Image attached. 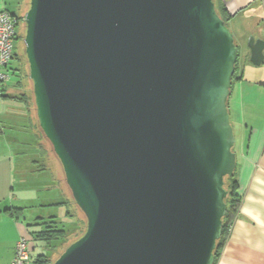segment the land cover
<instances>
[{
  "label": "water",
  "instance_id": "95a60500",
  "mask_svg": "<svg viewBox=\"0 0 264 264\" xmlns=\"http://www.w3.org/2000/svg\"><path fill=\"white\" fill-rule=\"evenodd\" d=\"M36 121L85 231L50 264H215L239 58L215 0H28Z\"/></svg>",
  "mask_w": 264,
  "mask_h": 264
},
{
  "label": "crops",
  "instance_id": "0c3cea01",
  "mask_svg": "<svg viewBox=\"0 0 264 264\" xmlns=\"http://www.w3.org/2000/svg\"><path fill=\"white\" fill-rule=\"evenodd\" d=\"M18 1L0 0V8L6 7L15 13L10 7ZM220 3L230 16L228 23L239 47L237 75L234 77L229 97V111L238 141L237 173L242 200L238 216L216 264H264V107L254 105L255 101L252 98L256 91L264 96V69L261 70L264 67V0H220ZM247 65L250 66L249 70H246ZM254 67L258 69L255 70ZM247 71L253 72L256 74L254 76L259 78L258 82H254L255 85L248 83L247 80H257L248 78ZM11 73L21 77L16 68H11ZM235 83L238 84L237 92L234 88ZM17 84L19 85L20 81ZM14 88V83L5 84L0 91L1 138L5 137L6 124L17 119V115L24 118H19L22 123L27 120L31 121V124L34 123L28 105L20 99L13 98L23 93L16 94ZM262 104L264 106V103ZM15 105L19 106L15 109L17 113L10 110L14 109ZM5 115H9V121ZM33 132L36 133L34 129ZM6 149L9 153L12 152L8 145ZM9 153L0 154V264L12 262L16 242L21 236L29 239L33 255L42 249L33 238L30 226L42 216L28 219L25 214L23 215L25 208H28L24 204L25 191L19 196L16 185L18 181L24 185L25 181L24 178H17L13 156ZM66 200L67 196L62 201L48 202V205L60 203L66 205ZM12 207L22 208L18 216L10 215L7 211Z\"/></svg>",
  "mask_w": 264,
  "mask_h": 264
},
{
  "label": "rangeland",
  "instance_id": "374dc122",
  "mask_svg": "<svg viewBox=\"0 0 264 264\" xmlns=\"http://www.w3.org/2000/svg\"><path fill=\"white\" fill-rule=\"evenodd\" d=\"M18 2L10 8L18 15L24 16L28 0H19ZM20 19L21 21L18 26V34L20 37L15 40V52H17V58L13 60L12 66L15 68L21 66L23 74L19 77L15 73H11V78L6 82V84L9 85L10 83H14V92L16 94L23 92L28 95L32 121L34 119V122L36 123V112L32 94V81L28 75V64L24 52L25 43L23 34L25 30V23L23 22V18ZM249 69L250 66L247 65L246 70ZM253 69L257 70L258 68L254 67ZM262 69H264V67H262L261 70ZM246 75L251 80H257H247L248 83H252V85H255L254 82L259 81V78L254 76L256 74L253 72L247 71ZM18 81H20L19 85L17 84ZM234 88L235 92H237V83H235ZM252 98H254L255 101L254 105H258L260 108L264 107L262 104L264 103V96L261 95L260 92L256 91L255 94H252ZM16 108H19V106L15 105V108H10V110H14L13 113H17L15 110ZM5 116H8L6 120L9 121V115ZM19 118L24 119L17 115V119L6 124V132L4 134L5 137H0V154L5 152L9 153L8 149H6V146L8 145L13 152L9 154L13 156L15 170H17V178H24V185L19 183L18 179L16 185L17 194L19 196H21L22 192L25 191L24 204L27 205L28 208H25L26 210H24L23 215L25 214L28 219H35L39 216L46 219L51 214H56L58 217L64 218L63 221L68 229L70 239L66 243L67 245L84 232L86 222L84 215L74 203L71 193L65 183L62 167L56 159L48 141H46L45 138L41 139V136L37 134L36 127L31 124V121L28 122V120H25L26 122L22 123ZM256 120H258V117ZM33 129L36 133L33 132ZM3 142L6 143V146ZM41 143H43L47 152L42 149ZM237 149L238 141L236 139L234 150L237 151ZM66 196V205H48V202H52L54 200L62 201V199L64 200ZM19 204L21 205L22 202ZM65 210L70 211L71 215L65 214L64 216L63 214ZM59 252H56L55 256H57Z\"/></svg>",
  "mask_w": 264,
  "mask_h": 264
},
{
  "label": "trees",
  "instance_id": "16d2710c",
  "mask_svg": "<svg viewBox=\"0 0 264 264\" xmlns=\"http://www.w3.org/2000/svg\"><path fill=\"white\" fill-rule=\"evenodd\" d=\"M215 3H216V8H217L218 13L225 20V22L229 25L228 21L230 19V16L227 14L226 8L220 3V0H215ZM14 14L17 15L19 18H23V15L21 16V15H18L17 13H14ZM13 58L14 59L17 58V52H15V55ZM11 68H15V67H12L11 65L10 70ZM237 68L238 67H236L234 77L237 75ZM16 69L20 72L19 73L20 75L23 74V70L21 66H19ZM234 77H233V80H234ZM13 98L24 101L30 109V100H29L28 95H26L25 93L20 94L19 96H13ZM33 122H34V119H33ZM33 125L36 127L37 134L41 136V139L44 138L41 131L39 130L37 126V121L36 123L34 122ZM41 145H42V149L46 151V148L43 145V143H41ZM225 188L228 191V195L225 199L227 203V212L223 218L222 236L220 237V239H218L217 247L215 249V255H216L215 264L218 261V258L221 254L225 241L229 235L228 227L231 223L234 222V220L238 216L239 207H240V203L242 200V197L239 192V177L237 173V167L235 169L233 176L225 177ZM7 211L9 212L10 215L18 216L19 213L22 211V208L12 207V208H8ZM66 214L71 215L70 211L68 210ZM30 226H32L31 233L33 234V238L35 239V241L38 242V244L42 248L41 252H39L36 255H33L31 252L30 264H50L56 257L55 253L64 249L66 246V243L70 240L68 229L65 226V223L61 221L57 216H50L46 219L43 217H40L39 220H36L35 222L31 223ZM85 229H86V222H85Z\"/></svg>",
  "mask_w": 264,
  "mask_h": 264
},
{
  "label": "built area",
  "instance_id": "2783aa9c",
  "mask_svg": "<svg viewBox=\"0 0 264 264\" xmlns=\"http://www.w3.org/2000/svg\"><path fill=\"white\" fill-rule=\"evenodd\" d=\"M20 21L21 19L8 8H0V91L11 78L10 66L14 60L15 40L19 37ZM233 223L229 225V231L232 229ZM30 261L29 239L26 236H21L16 242L14 258L9 264H30Z\"/></svg>",
  "mask_w": 264,
  "mask_h": 264
}]
</instances>
